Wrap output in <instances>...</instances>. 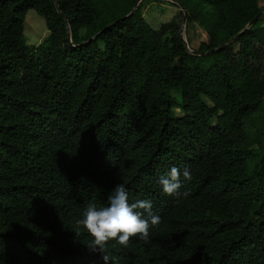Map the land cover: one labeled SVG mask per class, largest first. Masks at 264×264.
<instances>
[{
	"label": "trees",
	"instance_id": "1",
	"mask_svg": "<svg viewBox=\"0 0 264 264\" xmlns=\"http://www.w3.org/2000/svg\"><path fill=\"white\" fill-rule=\"evenodd\" d=\"M136 2L0 0V264H103L76 221L118 184L160 223L110 241V264H264V7L173 0L180 19L154 29ZM29 9L48 31L38 45ZM184 11L207 36L196 49ZM173 167L192 179L169 196Z\"/></svg>",
	"mask_w": 264,
	"mask_h": 264
},
{
	"label": "clouds",
	"instance_id": "2",
	"mask_svg": "<svg viewBox=\"0 0 264 264\" xmlns=\"http://www.w3.org/2000/svg\"><path fill=\"white\" fill-rule=\"evenodd\" d=\"M186 181L192 179L190 171L173 167L167 174L159 178L158 183L164 193L169 196L179 194L180 177ZM182 195H188L187 191ZM152 202L147 199H137L129 202V192L123 184H118L108 197V203L97 206L90 203L83 213V218L76 221L77 228L83 226L92 239L87 248L92 253H98L103 264H110L112 257L108 251L110 241L127 247L132 237L147 241L150 238V227L160 223V217L151 214ZM148 214L149 219H145ZM78 235L79 232H76Z\"/></svg>",
	"mask_w": 264,
	"mask_h": 264
},
{
	"label": "rangeland",
	"instance_id": "3",
	"mask_svg": "<svg viewBox=\"0 0 264 264\" xmlns=\"http://www.w3.org/2000/svg\"><path fill=\"white\" fill-rule=\"evenodd\" d=\"M141 1L142 0L139 2ZM174 3L173 0H144L141 2L142 17L147 24L154 29H157L162 23L169 21L174 14L180 19L178 6ZM259 5L260 7H264V0H259ZM260 17L264 21V13ZM23 32L25 43L28 45H38L48 35L43 17L32 9H29L25 14ZM182 35L186 40L188 47L194 49L198 47L201 41H204L207 38L206 33L198 24H192L188 26L186 30L184 25ZM234 49L236 50V47ZM253 62L255 66L261 67V71H264V52ZM204 100L209 106L212 105L206 97H204ZM182 114L183 113L178 108L173 109V116L179 117ZM212 123L214 124V119L212 120ZM248 130L249 135L252 134L253 127L248 126ZM250 139H252V137ZM250 145L253 147L255 146L254 142H250Z\"/></svg>",
	"mask_w": 264,
	"mask_h": 264
},
{
	"label": "water",
	"instance_id": "4",
	"mask_svg": "<svg viewBox=\"0 0 264 264\" xmlns=\"http://www.w3.org/2000/svg\"><path fill=\"white\" fill-rule=\"evenodd\" d=\"M139 1H140V0H137V2L135 3L133 9L131 10V12L134 11V9H135L136 6L138 5ZM181 7H182V5H181ZM57 9H58V8H57ZM181 9H183V7H182ZM183 10H184V9H183ZM131 12H130V13H131ZM259 16H260V13L257 14V15H255V17H254V18L248 23V25H247L245 28H248L250 25H252V24L256 21V19H257ZM186 19H187V12L184 11L183 21H182V25H181V29H180V33H181L182 38H183L182 30H183V27H184V25H185V21H186ZM243 30H244V29H243ZM243 30H242V31H243ZM242 31H240L238 34H240ZM99 33H100V32H97L94 36L90 37L89 40H93V39H95V38L98 36ZM238 34H237V35H238ZM236 37H237V36L233 37V40H234ZM183 41H184V45H185L187 48H189L188 45H187V42H186V40H185L184 38H183ZM222 46H223V45H221L219 48H222ZM189 49H190V48H189ZM215 50H216V49L212 48V49L209 50V51H201V52H199V51L194 50V51H192V52H193L194 54L203 55V54H207V53H209V52H214Z\"/></svg>",
	"mask_w": 264,
	"mask_h": 264
}]
</instances>
